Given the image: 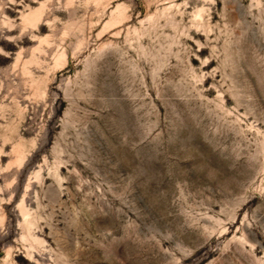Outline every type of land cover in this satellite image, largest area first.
<instances>
[{
  "label": "rangeland",
  "instance_id": "obj_1",
  "mask_svg": "<svg viewBox=\"0 0 264 264\" xmlns=\"http://www.w3.org/2000/svg\"><path fill=\"white\" fill-rule=\"evenodd\" d=\"M0 264H264V0H0Z\"/></svg>",
  "mask_w": 264,
  "mask_h": 264
}]
</instances>
